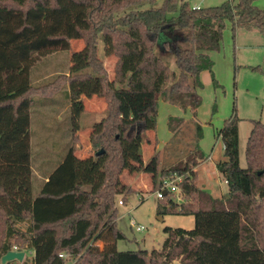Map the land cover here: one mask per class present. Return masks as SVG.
I'll return each instance as SVG.
<instances>
[{
	"label": "trees",
	"instance_id": "16d2710c",
	"mask_svg": "<svg viewBox=\"0 0 264 264\" xmlns=\"http://www.w3.org/2000/svg\"><path fill=\"white\" fill-rule=\"evenodd\" d=\"M255 2L192 8L185 0H0V262L17 246L31 264H264V122L252 121L244 168L236 115L215 131L224 156L216 170L229 188L223 200L196 186V168L206 160L197 122L185 160L158 171V153L144 164L140 152L142 136L156 130L159 101L195 120L201 73L219 87L209 54L220 50L227 24L232 32L264 31V10ZM142 4L149 7L138 9ZM73 41L83 47L72 51ZM58 51L70 52L67 72H39ZM110 55L112 80L104 67ZM162 56L174 57L177 73ZM92 98L105 102L106 114L88 135L92 154L80 157V117ZM46 102L61 104L51 116L66 107L69 128H33L36 105ZM183 119L168 117L172 140ZM133 164L154 181L161 176L158 189L165 178H182L180 203L167 192L158 214L194 218L192 230L166 227L161 248L149 253L117 249L125 239L117 227L118 179Z\"/></svg>",
	"mask_w": 264,
	"mask_h": 264
},
{
	"label": "rangeland",
	"instance_id": "374dc122",
	"mask_svg": "<svg viewBox=\"0 0 264 264\" xmlns=\"http://www.w3.org/2000/svg\"><path fill=\"white\" fill-rule=\"evenodd\" d=\"M192 8H207L218 6L227 0H185ZM160 2L155 3V7ZM255 5L264 10V0H256ZM149 7L148 4L137 6L138 9ZM83 47L82 41L72 42V51L80 50ZM160 53L161 51L158 50ZM98 55L103 57V44L99 38ZM213 62L212 73L219 87H214L210 74L203 72L201 82L203 85L200 91L201 105L197 110L194 120L190 111L182 112L180 117L184 121L181 130L173 135L167 130V120L169 116H174L178 107L158 102V118L156 130L146 132L141 140V155L148 162L156 152L158 153V171L167 169L171 165L185 160L193 150L194 141V121L203 129V136L199 142V150L202 152L205 161L196 168V186L203 194L214 200H223L228 197V182L224 176L216 170V163L223 161V143L220 138L216 139L214 133L223 127L224 122L233 114L239 119L238 122V142L239 161L244 168L245 147L252 129V121L264 122V31L246 30L236 28L234 32L231 25L227 24L221 41L220 50L209 54ZM162 56L164 62L171 72L177 73L175 59L173 56ZM70 62L69 51H58L50 57L44 59L37 67L42 74L50 71H65ZM116 57L110 55L104 57V67L109 79L115 77ZM168 86V85H167ZM62 96V95H61ZM61 99V98H60ZM91 103L85 100V111L80 117V132L76 152L80 157L92 154L88 143V135L93 126L101 121L106 114V104L102 99L92 98ZM33 117H39L36 122L33 119V128H69V114L66 107L58 110V118L51 116L53 108L61 105L55 102H46ZM215 105V112L212 108ZM59 135L61 132L58 133ZM155 139L157 149L155 148ZM134 165V166H133ZM135 168L125 169L121 172L118 185L123 190L121 195L116 197L117 227L124 235L125 239L117 243L119 251H146L158 250L161 248L166 235L164 229L181 228L192 230L194 228V218L183 216L158 214V207L166 201L156 197L161 176L157 175L154 181V174L138 170L139 166L133 164ZM182 180V178H181ZM154 189L155 191H152ZM177 203H180V190L173 196ZM122 201V205L119 204ZM162 217V220H159ZM135 224L131 225L130 221ZM142 226L143 231L136 228ZM16 248V250L14 249ZM17 246L13 251H18ZM31 255L24 254L21 262L11 261L9 264H31ZM65 259L67 257H64ZM0 264H2L0 262ZM173 264H178L174 262Z\"/></svg>",
	"mask_w": 264,
	"mask_h": 264
},
{
	"label": "built area",
	"instance_id": "2783aa9c",
	"mask_svg": "<svg viewBox=\"0 0 264 264\" xmlns=\"http://www.w3.org/2000/svg\"><path fill=\"white\" fill-rule=\"evenodd\" d=\"M181 182V178L178 176L172 177V178H165L162 182V186L161 188H159L156 191V197L157 199H162L167 192L170 193H177V191H179L178 188V184ZM119 204L122 205V201H119ZM131 225H134L135 222L134 220L130 221ZM143 227L142 226H138L136 228L137 231H143ZM16 250V248H14Z\"/></svg>",
	"mask_w": 264,
	"mask_h": 264
},
{
	"label": "water",
	"instance_id": "95a60500",
	"mask_svg": "<svg viewBox=\"0 0 264 264\" xmlns=\"http://www.w3.org/2000/svg\"><path fill=\"white\" fill-rule=\"evenodd\" d=\"M101 153L102 151L98 152L96 155H100ZM159 220H162V217H159ZM23 258H24L23 252L9 251L1 258V263L5 264L6 262H10L14 260L21 262Z\"/></svg>",
	"mask_w": 264,
	"mask_h": 264
},
{
	"label": "crops",
	"instance_id": "0c3cea01",
	"mask_svg": "<svg viewBox=\"0 0 264 264\" xmlns=\"http://www.w3.org/2000/svg\"><path fill=\"white\" fill-rule=\"evenodd\" d=\"M202 75H203V73H201V78L203 77ZM85 100L87 101V103H91L90 99H85ZM67 106H68V105H67ZM173 107H176V106H173ZM181 113H182V111L178 108L177 112L174 113V114H175L174 116H180ZM59 114H60V113H59ZM57 118H58V115H57ZM78 135H79V133H78ZM155 148L157 149V145H155ZM143 163H144V164L147 163L146 159H143ZM34 173H35V175H36V177H37L38 179L46 180V179L42 178V176L39 174V172H37V171L34 170ZM99 248H100V250L103 249V244H102V243L99 244Z\"/></svg>",
	"mask_w": 264,
	"mask_h": 264
}]
</instances>
